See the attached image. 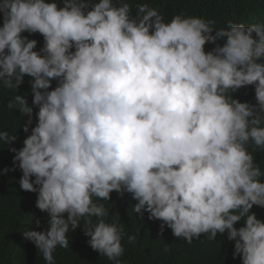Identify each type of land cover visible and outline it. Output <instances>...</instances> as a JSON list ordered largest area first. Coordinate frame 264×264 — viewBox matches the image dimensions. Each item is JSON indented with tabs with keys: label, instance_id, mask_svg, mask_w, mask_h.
Instances as JSON below:
<instances>
[{
	"label": "clouds",
	"instance_id": "9594fccd",
	"mask_svg": "<svg viewBox=\"0 0 264 264\" xmlns=\"http://www.w3.org/2000/svg\"><path fill=\"white\" fill-rule=\"evenodd\" d=\"M0 13V85L31 77L39 109L24 146L10 151L21 189L48 213L49 227L25 233L47 264L82 219L91 248L121 264L124 226L95 202L113 191L131 193L133 211L162 221L161 233L167 226L191 244L227 231L234 258L264 264V220L250 211L264 207L254 155L264 150V24L165 20L126 0H0ZM24 32L40 33L43 47ZM249 85L255 104L229 95ZM14 107L29 116L28 132L33 108L20 95ZM16 139L0 131L3 144Z\"/></svg>",
	"mask_w": 264,
	"mask_h": 264
},
{
	"label": "trees",
	"instance_id": "16d2710c",
	"mask_svg": "<svg viewBox=\"0 0 264 264\" xmlns=\"http://www.w3.org/2000/svg\"><path fill=\"white\" fill-rule=\"evenodd\" d=\"M126 2L133 5L149 3L163 14L165 20L182 13L185 16L212 19L216 28L226 27L228 21L248 25L264 24V0H126ZM132 14L135 15V8ZM2 25L3 14L0 13V26ZM23 35L38 41L36 50L43 47L44 37L40 33L24 32ZM216 43L222 46L225 40L221 38ZM216 43L206 44L205 50H212ZM31 80V77L25 75L24 82L15 89H6L0 85V131H8L17 136V139L8 146L0 142V264H47L36 245L26 238L25 233L31 230L42 231L49 227L48 213L36 207L37 193L21 189L19 180L22 171L15 167L13 161L15 153L10 151L11 147L20 149L24 146V139L31 134V129L37 123L36 113L39 109L33 104ZM57 84L58 81L53 80L51 88H55ZM16 95L24 97L28 106L33 108L32 124L28 132L24 131V125L29 116L22 114L19 107L8 108L9 101L14 100ZM229 95H233L241 102L256 103L254 85L242 87ZM249 150L251 151V148ZM254 155L255 162L264 170V150L257 149ZM5 168L9 169L7 173L3 172ZM95 202L103 203L108 210L106 221L124 226L127 235L122 239L125 252L119 258L121 264H242L241 257H233L235 241L228 239L227 231L223 234L217 233L215 240H208L205 234H202L199 239H194L189 244L175 237L167 226L161 233L162 221L149 219L148 212L145 211L143 215L135 213L133 207L138 201L133 200L131 193L125 192L121 195L113 191L109 201L95 199ZM250 211L264 220V207L254 205ZM244 224L245 221H238L236 227H242ZM68 235L69 248L56 249L55 264H114L106 256L91 248L88 243L90 237L84 234L83 219L80 227L70 231ZM128 235L137 236L135 243H128ZM166 246L170 248L169 251H165Z\"/></svg>",
	"mask_w": 264,
	"mask_h": 264
}]
</instances>
